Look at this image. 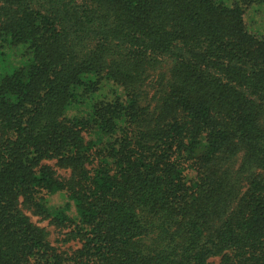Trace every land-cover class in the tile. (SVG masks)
I'll use <instances>...</instances> for the list:
<instances>
[{
  "label": "trees",
  "instance_id": "16d2710c",
  "mask_svg": "<svg viewBox=\"0 0 264 264\" xmlns=\"http://www.w3.org/2000/svg\"><path fill=\"white\" fill-rule=\"evenodd\" d=\"M0 264H264V0H0Z\"/></svg>",
  "mask_w": 264,
  "mask_h": 264
},
{
  "label": "rangeland",
  "instance_id": "374dc122",
  "mask_svg": "<svg viewBox=\"0 0 264 264\" xmlns=\"http://www.w3.org/2000/svg\"><path fill=\"white\" fill-rule=\"evenodd\" d=\"M4 66H9V64L7 63L6 61V64L4 63ZM47 164L51 165L55 170L56 172L61 175V176H66L68 174V171L64 170L63 168L59 167L56 165V163L54 161H46ZM65 199L62 197V196H59V195H55V196H52L50 198V203L52 205H60L63 203ZM31 219L33 221H35L37 224H39L40 226L44 227L48 233H49V237L51 240H54L56 237H57V232L56 230L54 229V227L52 225H50L48 223V220H40L38 217H31Z\"/></svg>",
  "mask_w": 264,
  "mask_h": 264
}]
</instances>
